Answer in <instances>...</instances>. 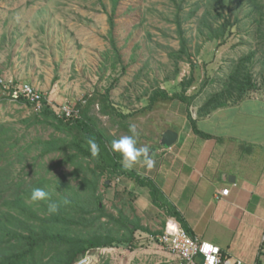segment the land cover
Here are the masks:
<instances>
[{
	"label": "rangeland",
	"instance_id": "374dc122",
	"mask_svg": "<svg viewBox=\"0 0 264 264\" xmlns=\"http://www.w3.org/2000/svg\"><path fill=\"white\" fill-rule=\"evenodd\" d=\"M227 3L228 0H119L113 7L111 0H0V75L44 90L47 97L53 93L51 103L55 108L85 102L83 110L90 126L103 133L111 152L112 141L129 135L133 124L138 133L137 146H148L158 139L164 124L185 125L186 113L195 114L197 106L227 77L232 61L250 50L255 51L251 68L258 87L255 93L264 96V38L258 45L255 28L253 39L249 38L245 0H233L231 16ZM206 11L209 15L205 17ZM218 11L223 18L216 15ZM236 15L240 22H234L224 39H208V31L203 27L200 30L196 22L204 17L207 23L218 25ZM178 29L188 42L192 60L184 58L176 64L169 55L180 48ZM191 70L194 82L186 97H195L190 103L157 100L149 107L154 90L179 92V82ZM3 97L0 89V122L11 126L16 134L26 131L31 141L37 136L43 140L50 137L59 144L78 136L47 125L25 126L22 120L35 114L32 108ZM79 137L88 147L87 140L80 134ZM35 153L31 151L27 158L31 161ZM75 154V150L67 149L50 155L41 163L39 172L44 174L48 164L52 167L48 173L54 181L51 185L64 174L71 186L70 194L80 195L79 202L94 191L89 185L80 189L83 179L97 180L94 197H100L105 214L119 217L122 212L132 221L131 228L138 229L130 242L89 252L90 260L85 264H172L170 254L159 245L161 232L153 234L169 218L151 204L147 189L129 178L107 173L99 177L100 170L94 171L93 162ZM139 164L131 171L137 172ZM17 169L20 166L15 165ZM93 208L94 204L88 211L93 212ZM102 222H107L106 218ZM107 228L118 235L119 227L113 223L99 231Z\"/></svg>",
	"mask_w": 264,
	"mask_h": 264
},
{
	"label": "trees",
	"instance_id": "16d2710c",
	"mask_svg": "<svg viewBox=\"0 0 264 264\" xmlns=\"http://www.w3.org/2000/svg\"><path fill=\"white\" fill-rule=\"evenodd\" d=\"M111 1L114 7L119 0ZM245 2L248 10L246 18L250 27L249 38L253 39L254 34L258 40V45H260L261 39L264 38V0H245ZM218 7L221 10L224 9V6ZM225 7L230 16L234 14L232 12L233 0H228ZM195 11L194 9L192 13ZM207 15H209L208 11L205 12V17ZM216 15L223 18L221 11H218ZM236 17L237 15L233 18L228 17L222 24L218 25L207 23L204 17L197 18L196 22H198L200 30L203 27L208 31V39H224L234 22H240ZM109 22L112 26L111 19ZM253 28L255 31L252 34ZM179 41V50L171 52L169 57L176 64L182 62L184 58L191 61L192 55L188 51V42L181 31H179ZM110 42L113 41L110 39ZM117 57L119 58V56ZM254 57L255 51L250 50L247 55L232 61L229 66V73L226 78L221 80L219 88L201 102L197 112L198 118H203L212 111L229 104H236L247 95L258 91L251 72ZM193 82L191 70L190 75L179 82V92L170 94L167 90H154L148 100L149 107L157 100H177L185 104L190 103L195 96L188 98L186 92ZM262 83L264 84L263 80ZM0 89L3 96L6 97L1 87ZM26 106L30 107L29 105ZM76 106L81 111L79 119L64 121L55 115L51 107L46 105L40 113L32 114L28 119L22 120L25 126L32 127L40 124L53 127L59 131L78 133V136L74 135L72 141L63 144H59L55 138L49 137L43 140L40 136L35 137V141H31L27 139L26 131L22 134H16L11 126L0 122V264H76L91 251L133 240V235L138 230L135 224H133L135 227L131 228L132 223L130 222L132 221L122 212H120L119 217L105 214L103 207L100 206V197H94L97 191V180L83 179L79 186L80 189L89 185L94 191L91 193V197L86 195L84 201L79 202L77 198L80 195L77 192L70 194L71 186L64 174L60 176L59 182L51 185L54 181L48 177V173L52 167L48 164L44 174L39 172V169L42 168L41 163L48 156L57 152H65L67 149H73L80 157L93 162L94 171L100 170L99 177L103 173L117 178L125 177L132 179L138 187L147 189L151 204L163 211L167 219L174 218L187 234L193 236L182 216L166 202L161 191L152 181L139 176L134 171L122 169L119 162L120 154L111 152L107 146L108 140L103 133L90 126L85 110H83L84 106H81V103L76 104ZM187 120L197 135L204 139L211 138L196 128L190 113L187 114ZM79 134L86 140L95 138L100 147L98 156L93 157L89 147L82 145ZM59 142L61 143V141ZM33 150L36 153L31 156L30 161L27 156ZM15 165L20 166V169L15 170ZM34 188H41L48 192L49 200L38 203L31 202L30 195ZM65 197L70 201L66 205L61 203ZM49 201L60 205L55 214H48L47 204ZM93 204V212L88 211L90 205ZM84 208L86 210H83ZM95 212L96 214H94ZM102 218H106L107 222H102ZM110 223L119 227L118 235L109 228L105 232L99 231ZM164 223L165 220L162 228L153 232L154 235L162 232ZM139 228L143 232L149 233L148 229Z\"/></svg>",
	"mask_w": 264,
	"mask_h": 264
},
{
	"label": "crops",
	"instance_id": "0c3cea01",
	"mask_svg": "<svg viewBox=\"0 0 264 264\" xmlns=\"http://www.w3.org/2000/svg\"><path fill=\"white\" fill-rule=\"evenodd\" d=\"M47 98L52 102L53 93ZM200 106L189 113L211 138L197 135L185 112V125L164 124L149 142L154 166L141 162L136 173L159 188L193 236L218 246L227 258L264 264V96L251 93L203 118L197 117ZM166 130L177 134L171 147L161 145ZM224 190L227 196L220 195Z\"/></svg>",
	"mask_w": 264,
	"mask_h": 264
},
{
	"label": "built area",
	"instance_id": "2783aa9c",
	"mask_svg": "<svg viewBox=\"0 0 264 264\" xmlns=\"http://www.w3.org/2000/svg\"><path fill=\"white\" fill-rule=\"evenodd\" d=\"M0 87L6 95V99L10 102L29 105L34 113H40L47 105L53 107L51 101L34 86L26 83L18 84L14 80H6L0 75ZM85 102L81 103L83 106ZM53 111L58 118L64 121L79 119L81 111L76 104H64L58 108L53 107ZM228 190L220 192L221 196H227ZM159 245L167 251L174 259L173 264H206V259H213L214 264H245L236 259L227 258L222 255L221 249L218 252L203 253L201 245L204 240L187 234L180 224L169 218L164 225L161 234L158 236ZM262 257H264V236L262 238ZM90 260L88 254L78 261L76 264H85Z\"/></svg>",
	"mask_w": 264,
	"mask_h": 264
},
{
	"label": "clouds",
	"instance_id": "9594fccd",
	"mask_svg": "<svg viewBox=\"0 0 264 264\" xmlns=\"http://www.w3.org/2000/svg\"><path fill=\"white\" fill-rule=\"evenodd\" d=\"M129 135L121 136L119 139H115L111 143V149L113 152L119 153L121 156L120 164L123 170L131 171L137 163H143L149 169L154 166V161L149 155V148L147 146L138 147L137 143V129L136 125L129 126ZM88 147L90 149L91 155L96 157L99 155L100 147L97 144L95 138H89L87 140ZM49 200V193L41 188H34L30 195V201L33 203H38L40 201ZM70 201L65 197L61 203L68 204ZM59 204L56 202L49 201L47 204L48 214H55L59 210ZM201 252L203 253H215L219 249L214 245L203 242L201 245ZM206 264H214L213 259H206Z\"/></svg>",
	"mask_w": 264,
	"mask_h": 264
},
{
	"label": "water",
	"instance_id": "95a60500",
	"mask_svg": "<svg viewBox=\"0 0 264 264\" xmlns=\"http://www.w3.org/2000/svg\"><path fill=\"white\" fill-rule=\"evenodd\" d=\"M177 140V134L171 130H166L161 137V145L171 147Z\"/></svg>",
	"mask_w": 264,
	"mask_h": 264
}]
</instances>
